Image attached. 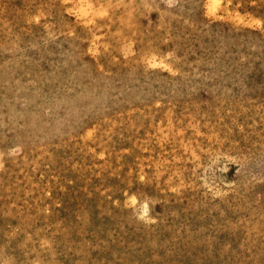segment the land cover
<instances>
[{"label":"rangeland","instance_id":"1","mask_svg":"<svg viewBox=\"0 0 264 264\" xmlns=\"http://www.w3.org/2000/svg\"><path fill=\"white\" fill-rule=\"evenodd\" d=\"M0 264H264V0H0Z\"/></svg>","mask_w":264,"mask_h":264}]
</instances>
